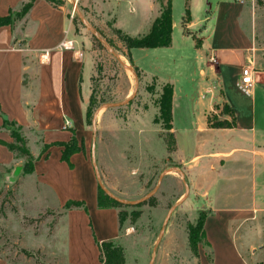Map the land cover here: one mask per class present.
<instances>
[{"label": "crops", "instance_id": "crops-1", "mask_svg": "<svg viewBox=\"0 0 264 264\" xmlns=\"http://www.w3.org/2000/svg\"><path fill=\"white\" fill-rule=\"evenodd\" d=\"M26 1L0 0V18L19 10ZM122 1L127 2L126 10L118 16L117 29L147 34L160 15L155 0ZM188 1L189 21L186 14L176 18V0H172V44L152 49V53L168 63L173 61L181 76L195 77V115L181 134L173 116L187 93L169 83L174 90L172 133L186 155L182 160L191 164V180L200 170L213 168L211 183L197 186L209 195L208 201L203 200L208 212L205 240L212 243L217 255L219 248L228 244L242 256L235 224L264 218V65L258 68L256 51L254 64L259 72L254 87L250 94L240 90L242 70L255 47L242 26L248 0ZM203 4L209 8L202 19L195 12L199 13ZM91 46L86 35H77L67 5L56 6L48 0H36L18 25L0 27V166L24 167L7 147L13 138L4 128V119L21 126L27 139L39 134L36 141H30L38 146L32 151L38 181L53 192L63 210L71 201L84 202L87 207L64 211L69 264H101L98 244L118 240L121 230L118 208L98 206V174L89 153L92 134L86 114L94 74ZM30 56L35 61H28ZM131 58L135 63L132 50ZM189 63L194 66L191 71ZM220 102L230 110L232 128L210 129L209 118ZM202 135L205 146L199 150ZM212 135L216 147L209 153L206 146ZM73 139L79 149L68 163L63 160L64 144Z\"/></svg>", "mask_w": 264, "mask_h": 264}, {"label": "rangeland", "instance_id": "rangeland-1", "mask_svg": "<svg viewBox=\"0 0 264 264\" xmlns=\"http://www.w3.org/2000/svg\"><path fill=\"white\" fill-rule=\"evenodd\" d=\"M51 2L57 6L67 5L77 35H86L92 43L89 47L94 67L88 118L92 134L89 153L96 165L99 186L122 204L118 207L120 238L115 244L124 250L126 264H264V218L255 223L235 224L242 256L228 244L220 247L217 255L212 243L203 239L198 223L202 215L208 214L203 200L208 201L209 195L199 191L197 186L211 183L213 168L200 170L198 177L191 180L188 176L191 164L182 160L186 155L179 150L173 130L168 132L163 129L162 121L156 122L163 87L172 83L187 93L183 106L176 108L173 116L176 130L180 134L184 132L182 127L195 115V77L181 76L173 61L159 59L152 49H133L136 64L131 61L115 25L118 16L124 15L127 2ZM155 2L161 12L160 1ZM208 8L203 4L195 15L203 19ZM187 9L190 10L188 0H176V18L185 15ZM121 19L126 21V18ZM22 20H17L14 26ZM242 26L254 41L258 68L262 69L264 0L262 3L247 1ZM124 33L133 37L144 35ZM29 60L35 61L33 56ZM32 65L36 66L35 62ZM193 67L189 63L188 70ZM219 124L232 127L230 111L221 102L209 118V128L220 129L215 127ZM37 137L39 134H32L28 139L31 153L38 146L30 141H36ZM203 137L197 145L199 150L205 146ZM215 140L212 135L207 143L209 153L216 147ZM170 146L171 149L175 146V151L170 152ZM17 159L23 165L27 162V158L20 155ZM64 211L53 192L42 185L34 173H25L24 167L0 166V258L6 264H69ZM191 225L195 227L198 252L191 247ZM3 261L0 260V264Z\"/></svg>", "mask_w": 264, "mask_h": 264}, {"label": "trees", "instance_id": "trees-1", "mask_svg": "<svg viewBox=\"0 0 264 264\" xmlns=\"http://www.w3.org/2000/svg\"><path fill=\"white\" fill-rule=\"evenodd\" d=\"M35 1L36 0H27L22 4L19 10H12L10 11L8 16L0 18V27L6 25L14 26L17 20L24 19L32 9ZM48 1L51 2V0ZM159 1L161 4L160 15L154 21L151 30L147 34L133 37L131 35L124 33L121 30L116 29L117 35L119 36L121 41L124 42L126 48L129 50V54H130L129 57L131 61H132L131 50L133 49L167 48L170 47L172 44V20H173L172 0H159ZM257 1L259 3H262L263 0H257ZM55 5L57 6V4ZM189 14H190V10L187 9L186 18L188 21L190 20ZM173 94H174V90L172 85L167 84L163 87V92L158 102L159 114L158 117H156V122L159 123L160 121H162L163 129L168 132L172 131L173 129L172 126ZM91 102L86 114L87 125H88L89 112L91 108ZM215 127L232 128V127H226L223 124H219L218 126ZM4 128L10 131L11 136L13 138V142L7 144L8 149L17 156L20 155L22 157L27 158V162L24 165V172L27 174L34 173L35 158L28 149V139L23 133L22 127L19 126L17 123L6 118L4 119ZM78 149L79 147L77 145L76 139H73L71 143L64 144L63 160L70 163V157ZM169 149L170 152H173L175 151V146L173 149H171L170 146ZM103 192L104 190L99 186V196H98L99 208H118L122 205L119 201L111 198L109 195H107L105 192L104 194ZM64 208L65 210H71L74 208L87 210L85 203L79 201L68 202ZM206 217H207V213L200 217L198 223V227L201 231V235L204 240H205L204 224ZM120 226H121V220H120ZM189 236H190V243L192 249L197 250L198 252L199 248H197L196 246V241H197L196 231H195V227L192 225L189 227ZM98 245L101 252L100 255L101 264H126V256L124 250L122 249V247L116 245L115 241L102 242L99 243Z\"/></svg>", "mask_w": 264, "mask_h": 264}, {"label": "built area", "instance_id": "built-area-1", "mask_svg": "<svg viewBox=\"0 0 264 264\" xmlns=\"http://www.w3.org/2000/svg\"><path fill=\"white\" fill-rule=\"evenodd\" d=\"M255 47L252 48L249 52L247 65L243 68L240 81L238 86L240 90H242L246 94H250L254 84H255V74L259 72V70L255 67Z\"/></svg>", "mask_w": 264, "mask_h": 264}, {"label": "water", "instance_id": "water-1", "mask_svg": "<svg viewBox=\"0 0 264 264\" xmlns=\"http://www.w3.org/2000/svg\"><path fill=\"white\" fill-rule=\"evenodd\" d=\"M75 5H77V4H75ZM94 165H95V163H94ZM95 167H96V165H95ZM97 171V170H96ZM98 174V173H97ZM98 180H99V178H98ZM102 188V187H101ZM103 189V188H102ZM104 190V189H103ZM105 191V190H104ZM105 193L107 194V195H109L111 198H113V199H115V200H117V201H119L118 199H116L115 197H113V196H111L109 193H107L106 191H105ZM120 202V201H119Z\"/></svg>", "mask_w": 264, "mask_h": 264}, {"label": "bare ground", "instance_id": "bare-ground-1", "mask_svg": "<svg viewBox=\"0 0 264 264\" xmlns=\"http://www.w3.org/2000/svg\"><path fill=\"white\" fill-rule=\"evenodd\" d=\"M129 67H130V66H129ZM127 68H128V66H127ZM128 70L130 71L131 69L128 68Z\"/></svg>", "mask_w": 264, "mask_h": 264}]
</instances>
